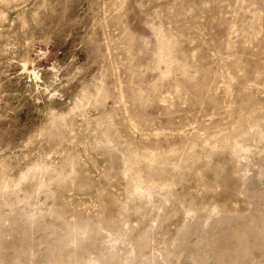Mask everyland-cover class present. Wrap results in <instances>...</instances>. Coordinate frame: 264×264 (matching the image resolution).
I'll return each instance as SVG.
<instances>
[{
  "label": "rangeland",
  "instance_id": "1",
  "mask_svg": "<svg viewBox=\"0 0 264 264\" xmlns=\"http://www.w3.org/2000/svg\"><path fill=\"white\" fill-rule=\"evenodd\" d=\"M0 264H264V0H0Z\"/></svg>",
  "mask_w": 264,
  "mask_h": 264
}]
</instances>
